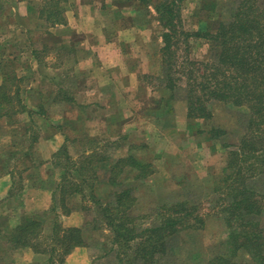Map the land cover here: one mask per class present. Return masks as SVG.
<instances>
[{
  "label": "trees",
  "instance_id": "1",
  "mask_svg": "<svg viewBox=\"0 0 264 264\" xmlns=\"http://www.w3.org/2000/svg\"><path fill=\"white\" fill-rule=\"evenodd\" d=\"M160 1L139 0L140 7H136V10L145 12L148 6H152L162 29L160 86L166 95L157 101L155 115L159 117L170 113V103L178 96H183L190 120L211 119L215 103L247 111L238 118L242 128L238 143L222 144L225 150L229 148L226 164L222 168V175L210 185L212 195L219 197L217 208L226 217L228 232L225 242L221 244L223 249L215 253L208 264H264V225L261 220L264 194L254 186V180L264 175V0L234 1L214 31L204 28V32L200 30L192 33L176 23L179 7L174 9V6ZM177 1L181 3L183 0ZM200 1V10L205 9L213 14L216 8L214 1ZM47 6L42 8L41 18L50 26L54 22L62 23L58 1L51 0ZM141 19L140 22H146ZM192 36L210 42L211 55L206 63L188 57V38ZM180 50L184 52L182 56L178 54ZM30 54L38 64L45 62V48H33ZM5 67L0 66L3 69L0 75V122L13 125L14 116L25 110L21 93L22 79L14 68V71H4ZM65 78L51 80L52 83L56 82L57 88L53 101L76 105L72 90L75 85H72L69 76ZM39 105L40 112L45 114L42 103ZM55 126L64 132L66 144L57 149L50 162L58 170L62 167L59 171L61 182L70 180V185L65 186L60 181L56 183L53 209L57 201L59 206H63L61 196L65 191L64 186L69 187L65 193L78 194L81 201L85 200L84 193H87L97 206V218L92 223L110 229L112 237L109 242L119 264H159L169 250L172 237L204 225L202 218L193 216L187 200L163 204L156 209L154 223H140V217L133 214L137 199L132 184L143 182L154 174L152 163L141 160L130 147L126 157L115 158L112 164V160L100 150V145H111L112 142L100 143V140L88 136H72L66 133L65 127L69 125L63 122ZM226 133L224 129L212 128L208 131L199 130L197 134H205V140L210 143ZM124 136L127 137L125 134L119 138H126ZM36 138L37 135L33 141ZM68 146L77 154L72 155ZM108 161L111 163L108 170H103L106 175L102 181L98 170L107 169L100 166ZM65 175L70 179H64ZM102 185L117 189L100 196L96 187ZM82 207L87 209L86 206ZM192 220L194 223H191ZM60 222L59 215H55L49 224L50 233L43 236L44 222L30 216L13 229L9 242L14 248L24 247L35 253L42 252L47 256V264H61L69 251L85 246L86 240L81 228H64ZM38 239H43L46 245L41 251L36 247L40 244Z\"/></svg>",
  "mask_w": 264,
  "mask_h": 264
},
{
  "label": "rangeland",
  "instance_id": "2",
  "mask_svg": "<svg viewBox=\"0 0 264 264\" xmlns=\"http://www.w3.org/2000/svg\"><path fill=\"white\" fill-rule=\"evenodd\" d=\"M19 1L22 0H8L10 4L4 6L0 2V9H2L0 13V66L6 65L4 71L8 69L14 71L12 68L16 70L17 76L22 79V99L24 106H27L26 110L14 116V122L21 121L22 123L28 120L27 117L30 116L29 119H35L37 112H33V110H38L40 113L39 106L41 105L39 104L42 103L46 111L45 115L50 118L48 121L66 123L69 126L68 128L65 127V130L70 135L74 134V126L72 127L71 123L76 122V127H78L84 121L88 125H95L99 135L103 132L105 136L108 135L107 139H112V144L100 145V150H103L105 155L112 160V164L115 158L126 155L130 147L134 152L140 153L138 150L141 148L143 153H147L149 157L150 155L155 156L157 160L151 162L155 175L149 180H145L146 182H134L132 184L137 199L133 214L138 218L140 217V223L151 224L156 221L155 212L159 206L187 200L190 210H193V216L197 215L202 218L204 225L201 228L182 231L172 237L169 240V250L159 264H208V260L220 249H223L221 244L225 242L228 232L226 217L217 208L219 197L212 195L210 185L212 181L217 180L222 175V168L226 164V152L229 148L225 150L222 144H237L241 137L242 128L238 123V118L242 112L247 113L246 109L232 108L215 103V107H212L213 116L211 119L190 120L187 117V107L183 96H178L179 98L174 100L176 107H171L170 113L156 116L154 122L150 123L146 119L149 117H144L147 116L148 112L144 111L143 108L148 109V107H136L134 110L130 108L128 111L126 100L122 105L120 102L117 103V106L111 107L108 104L113 100L111 97L88 94L85 89L77 92L76 99L77 102L81 103L80 105H89V107H76V105L64 104L63 102H54L53 99H55L57 90L56 82L52 83V79H48V77L55 72L52 73L40 67H54L53 69H56L54 65L57 64L58 55H63L65 58L64 69L74 67L73 59H66L72 54H68L69 48L60 49L57 53V49L54 47L56 38L52 35L51 30L54 25L50 26L46 23L36 27L34 33L31 30V35H26V29L33 28L34 23L25 16L18 15L17 4ZM26 1L34 2L44 9L48 7L47 2L51 0ZM138 1L119 0L117 2L121 9L130 7V9L136 10V7H140ZM161 1L174 6V9L179 7V19L176 18V23L192 33L204 28L214 31L219 21L224 19L230 11L233 2L238 0H213L215 3L213 5H216L213 14L205 9L200 10V0H183L181 3L177 0ZM8 6L12 8L9 9ZM12 9H15L16 15L20 18L17 16L16 19L14 18L15 14H13ZM157 15L156 22L160 24ZM141 20L147 21V17ZM127 23L128 20L124 22V24ZM159 26L161 27V25ZM40 40L47 41L50 46V48H45L44 63L46 64H37L36 67L31 68L26 62L28 60L26 57L30 56L31 45H38ZM188 46V57L191 60L201 63L210 60L211 49L208 40L192 36L188 38ZM38 49L42 50L43 48L38 47ZM80 54L84 55L83 53ZM178 54L182 56L184 52L180 50ZM2 70L0 69V75ZM161 79L162 76L160 79L150 80L149 83L158 87L161 84ZM87 84L89 85L90 82H86V87ZM24 91L27 93L25 94ZM122 100L124 99L122 98ZM114 101L116 102L115 99ZM90 103H98V105ZM182 113H185L186 117ZM75 117L81 118V121L77 122L74 120ZM116 119H118L117 124L114 123ZM15 123L10 125L0 122V153L6 148L13 147L15 149V154L4 155L5 157L0 158V175L8 169H13L17 181V185L13 187L8 198H2L5 189L0 187V190L3 191L0 192V264H47V256L43 255L42 252L35 253L30 248L24 247L14 248L9 242V238L13 229L30 216L44 222L43 236H47L50 233L49 224L55 215H59L60 225L64 228L71 226L81 228L86 240L85 246L76 247L69 251L61 264H119L115 251L111 249L112 246L109 242L112 237L110 229L104 225L92 223L97 218V206L89 195L84 193L85 200L81 201L78 194L69 195L65 193L68 192L66 189L69 187L66 188L65 186L70 185V178L65 175L64 179L68 178L69 181L62 180L61 182L59 171L62 167L58 170L50 161L44 167L42 165L38 167V163H43L45 158H50L55 145L45 144L47 138L42 136L46 140L44 139L45 141L36 147L35 156L32 154V157H26L24 155L26 151L24 142L13 143L19 141V135H23L20 140L25 139L26 143L33 141L34 136L37 135L35 130L38 126L31 124L34 129L32 128L25 134L18 128L20 124L16 126ZM212 128L224 129L227 133L225 136L215 138L210 143L205 140V134H197L199 130L208 131ZM89 129L91 130V128ZM14 131L16 132L14 133ZM124 134L127 135V137L124 136L126 138H119L120 135ZM68 147L72 155L77 154L71 146ZM111 162L108 161L107 164L99 166L107 168ZM108 169L98 170V175L102 181L106 175L103 170ZM26 171H32L34 181L26 183L28 187L22 189L23 182H26L27 179L28 182L31 178L26 176ZM59 181L65 185V191L61 196V200L64 202L61 207L57 201V205L53 209L55 203L53 191ZM105 186L96 187V192L100 196H106L117 189L110 185ZM254 186L264 194V175L254 180ZM22 196L21 201L19 199ZM82 205L86 206L87 209H83ZM261 220L264 225V212ZM191 223L194 221L192 220ZM42 240H37L40 244L36 247L40 251L46 248ZM58 253L61 256V252Z\"/></svg>",
  "mask_w": 264,
  "mask_h": 264
},
{
  "label": "crops",
  "instance_id": "3",
  "mask_svg": "<svg viewBox=\"0 0 264 264\" xmlns=\"http://www.w3.org/2000/svg\"><path fill=\"white\" fill-rule=\"evenodd\" d=\"M56 1H58L63 22H54V27L51 29L52 35L56 38L54 47L57 49V53L63 48L71 49V53L68 54L72 55L66 57V59H73L74 67L64 69V65L66 64L65 58L63 55H58L57 64L54 65L56 69H53L54 67H40L52 73L55 72V74L50 75L48 79H59L69 76L73 81L72 85H75L74 88L72 87V90L76 107H89V105H80L81 103L77 102L76 99L77 92L85 89L88 94L111 97L113 99L111 102L113 103H108L111 107L117 106V103L120 102L122 105V103H125V100L126 109H129L128 111H130V108L134 110L136 107H148V109L143 108L144 111L148 112L147 116L144 117L151 118V120L148 118L146 119L150 123H153L155 118H157L155 115L156 109L154 107L157 101H160L164 94L166 95L165 90H163L160 85L157 87L155 84L149 83L150 80L160 79L162 72V29L159 26L160 24L156 22L157 13L155 9L152 6L148 7L145 12H143V10H133L130 9V7L121 9V7L116 4L115 0ZM0 2L3 6L10 4L8 0H0ZM8 8L11 9L12 7L8 6ZM42 8L31 1L22 0L18 2V15L21 17L25 16L34 23L33 28L29 27V29H26V35H31L32 31L34 33L36 27L43 26L47 23L41 18L40 13ZM12 10L13 14H15L14 18L16 19V16L20 18L16 15L15 9ZM1 11L2 9H0V13ZM144 16L147 17V21L140 22L139 19ZM127 20L128 23L124 24ZM38 47L50 48L48 42L44 40H40L38 45H31V49H37ZM80 53L84 55L82 56ZM26 58L28 59L26 62L29 63L31 68L36 67L38 63L31 54ZM42 64L45 65L46 63ZM86 82H90L89 85L87 84V87ZM118 96H120L121 99ZM122 98L124 100H122ZM174 103L175 101L170 103L171 107H176ZM90 104L98 105V103ZM160 107H163V105ZM33 112H37L35 119H29L31 118L30 116L27 117L28 120L22 123L18 121L15 124L16 126L20 124L18 128L25 134L33 128L31 124L38 126L36 128L38 138H36L35 141H28V143H26L25 139L20 140L23 135H19L20 142L15 141L13 144H16V142L19 144L24 142L26 148L24 155L29 158L32 157V154L34 155V150L46 140V137L47 143L45 144L49 143L50 145H55V148L52 149V156L59 147L66 144L64 142V132L57 130L55 126L57 123L48 121L50 118L47 115L41 112L38 113V110H33ZM184 114L185 113H182V115ZM184 117H186V115H184ZM74 120L78 122L81 121V118L75 117ZM84 122L78 127H76V122L72 123L71 126H74V134H72V136H88L100 140V143L112 142V139H107L108 135L105 136L104 132L99 135L98 130L95 129V125L91 126ZM114 123L117 124L118 119H116ZM66 128H68V126H66ZM89 128H91V130ZM15 132L16 131H14V133ZM42 136L45 137L42 138ZM138 151L140 153L136 152V154L143 161L153 163V160H157L155 156L153 157L150 155L149 157L147 153L144 154L141 148ZM11 154H15V149L13 147H10V149L6 148L4 151H1L0 158L4 155L11 156ZM51 156L50 158H45L43 163H38V167L47 165L46 163L50 161ZM126 156L127 154L119 157ZM25 170H27V168H25ZM13 171V169H8V171H4V173L0 175V187H4L5 189L4 195L2 196L3 199L8 198L13 187L17 185L16 175ZM28 171H26L25 174L27 177L29 176L31 178L30 181L27 182V179L26 182H23L22 189L28 187L26 183H32V181H34L32 171ZM153 175H155V173ZM0 192L3 191L0 190ZM22 198L23 196L20 197L19 200L22 201Z\"/></svg>",
  "mask_w": 264,
  "mask_h": 264
}]
</instances>
